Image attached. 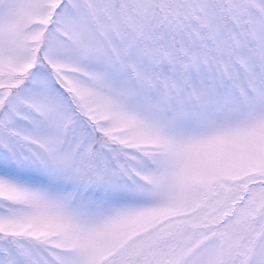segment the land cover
<instances>
[{"label": "snow or ice", "instance_id": "snow-or-ice-1", "mask_svg": "<svg viewBox=\"0 0 264 264\" xmlns=\"http://www.w3.org/2000/svg\"><path fill=\"white\" fill-rule=\"evenodd\" d=\"M0 264H264V0H0Z\"/></svg>", "mask_w": 264, "mask_h": 264}]
</instances>
